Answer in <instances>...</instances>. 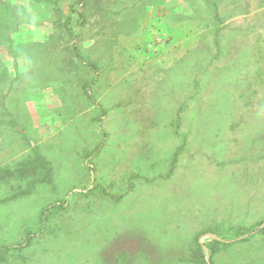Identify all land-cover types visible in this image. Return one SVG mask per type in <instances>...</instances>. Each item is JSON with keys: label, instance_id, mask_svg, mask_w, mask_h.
<instances>
[{"label": "rangeland", "instance_id": "374dc122", "mask_svg": "<svg viewBox=\"0 0 264 264\" xmlns=\"http://www.w3.org/2000/svg\"><path fill=\"white\" fill-rule=\"evenodd\" d=\"M0 169V264H264V0H0Z\"/></svg>", "mask_w": 264, "mask_h": 264}, {"label": "trees", "instance_id": "16d2710c", "mask_svg": "<svg viewBox=\"0 0 264 264\" xmlns=\"http://www.w3.org/2000/svg\"><path fill=\"white\" fill-rule=\"evenodd\" d=\"M5 172H6V170H4V169H0V179L3 178ZM11 174H13V173H11Z\"/></svg>", "mask_w": 264, "mask_h": 264}]
</instances>
